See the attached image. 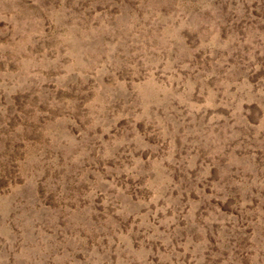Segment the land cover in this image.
Masks as SVG:
<instances>
[{"label": "rangeland", "instance_id": "obj_1", "mask_svg": "<svg viewBox=\"0 0 264 264\" xmlns=\"http://www.w3.org/2000/svg\"><path fill=\"white\" fill-rule=\"evenodd\" d=\"M0 264H264V0H0Z\"/></svg>", "mask_w": 264, "mask_h": 264}]
</instances>
